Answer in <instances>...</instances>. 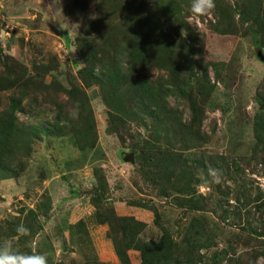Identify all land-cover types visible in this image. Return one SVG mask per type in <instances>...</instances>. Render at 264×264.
Returning <instances> with one entry per match:
<instances>
[{
	"label": "rangeland",
	"instance_id": "1",
	"mask_svg": "<svg viewBox=\"0 0 264 264\" xmlns=\"http://www.w3.org/2000/svg\"><path fill=\"white\" fill-rule=\"evenodd\" d=\"M97 1L0 0V78H25L23 84L0 90V110L11 97L25 94L16 126L32 128V137L0 167V243L8 240L16 252L44 254L48 264H122L108 236L109 223L99 219L112 212L125 216L120 212L129 207L148 212L143 240L159 241L167 232L183 250L195 249L183 252L182 264H251L253 258L264 264V162L249 159L264 83V37L252 22L255 8L246 0H215L213 10L197 16L191 12L192 0H185L173 10L180 12L186 30L203 41L195 64L174 80L199 107L200 131L207 133L205 143L200 140L187 152L223 155L228 167L213 181L195 164L189 181L163 191L152 180L150 165L139 161L138 141L151 131L136 122L111 124L98 85L84 88L95 144L90 145L87 132L76 137L67 121L72 101L64 91L81 83L84 65L79 40L92 36L94 28L120 32V20L113 16L98 21ZM179 1L139 0L126 13L147 17L158 27L160 5L169 11ZM157 61L171 66V52L147 60L154 80L161 75ZM139 63L138 70L146 72L147 64ZM169 85L173 88L172 80ZM164 87L160 91L168 104H179L187 121L186 104ZM191 222L197 225L188 233ZM20 224L29 235L18 237ZM127 253L128 264H140L137 250Z\"/></svg>",
	"mask_w": 264,
	"mask_h": 264
},
{
	"label": "trees",
	"instance_id": "2",
	"mask_svg": "<svg viewBox=\"0 0 264 264\" xmlns=\"http://www.w3.org/2000/svg\"><path fill=\"white\" fill-rule=\"evenodd\" d=\"M246 1L255 8L256 13L252 22L264 37V0ZM138 2L139 0H98L96 2L98 21L104 22L105 16H113L115 21L120 20V32L118 33L116 28V32L108 34L104 29L94 28L92 36L82 37L79 40L77 48L84 62L80 68L79 78L84 87L81 83L79 85L72 83L74 86L64 91L69 94L72 101L70 109L77 105L75 104L77 99L81 102L78 104L79 118L67 120L71 130L76 137L81 132L89 133L90 145L95 144L97 132L94 130L90 102L84 88L96 84L103 102L109 108L111 124L120 121V127H122L127 122H136L145 131H151L152 134H147L144 139L141 138L138 141L141 144L140 159L139 157L138 159L141 164L150 165L152 180L159 184L163 191L173 189L185 180L189 181L195 164L202 168L207 178L209 168L218 169L221 175L228 167L225 156L207 152L195 156L187 152L200 140L205 143L207 133L200 131L203 121L199 107L193 98L174 81L195 64V56L201 52L199 44L203 42L199 39V35L186 30L180 12L173 13V10L184 4L185 0L174 4L169 11H166L161 4L162 25L158 27H152L147 17H136L134 14L126 13L132 7L136 9ZM167 22L170 23L168 29L165 27ZM172 46H174L173 49ZM168 52H171L172 64L166 66L157 61L155 67L161 71V75L154 80L150 74L152 65L149 66L150 62L147 63V60L149 57L153 60L154 55L155 59L166 56ZM140 60L142 65L147 64L146 72L138 70ZM170 72L174 75L171 76ZM170 80L174 85L173 88H170ZM16 83H25L22 74L17 77L5 74L0 78V90ZM162 83L163 87L170 88V93L188 107L190 117L187 121L178 110L179 104L171 106L164 98L165 92L160 91ZM24 96L25 94L11 97L8 107L0 110V167L2 160L15 156L24 139L28 140L32 135V128L19 129L16 126L15 114L24 110L22 104ZM259 98L262 101L259 103L254 122L255 143L249 159L264 162V83L263 90L259 92ZM114 111L117 112L116 115L112 114ZM84 112L88 115L87 121L84 120ZM65 127L66 125L63 126L60 134H63ZM200 132L202 137H193V134H200ZM207 182L209 184L211 181ZM99 221L109 223L108 236L111 237L115 253L122 264L129 263L127 253L129 249L139 252L140 264H182L183 252L184 254L192 253L195 250L194 248L183 250V246L180 247L173 242L167 232L159 241L143 240L140 233L144 230L145 223L133 216H118L112 212L108 214L107 219L101 218ZM195 224L191 222L188 233L193 232ZM185 246L192 247L194 243H185ZM198 256L202 258L201 254ZM251 264L258 263L253 258Z\"/></svg>",
	"mask_w": 264,
	"mask_h": 264
},
{
	"label": "clouds",
	"instance_id": "3",
	"mask_svg": "<svg viewBox=\"0 0 264 264\" xmlns=\"http://www.w3.org/2000/svg\"><path fill=\"white\" fill-rule=\"evenodd\" d=\"M215 8V0H192L191 12L194 15L202 16ZM68 114L71 119L79 118V105H75L69 109ZM209 176L213 178V181L219 177V170L209 168ZM18 237L27 236L30 234V230L23 224H20L16 228ZM0 264H48V257L44 254L36 252L32 253H20L13 250L11 241L5 240L0 243Z\"/></svg>",
	"mask_w": 264,
	"mask_h": 264
},
{
	"label": "crops",
	"instance_id": "4",
	"mask_svg": "<svg viewBox=\"0 0 264 264\" xmlns=\"http://www.w3.org/2000/svg\"><path fill=\"white\" fill-rule=\"evenodd\" d=\"M10 179H14V178H10ZM10 179H6L4 180L5 182H7ZM146 211V210H145ZM147 212V211H146ZM143 210H141L140 212L135 210V209H131V208H126L124 211H121L120 214L121 215H125V216H134L136 219L140 220V221H144L146 222L145 217H147L148 212L146 213ZM82 218V217H80ZM79 218V219H80ZM85 221V220H84Z\"/></svg>",
	"mask_w": 264,
	"mask_h": 264
}]
</instances>
